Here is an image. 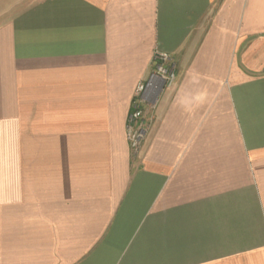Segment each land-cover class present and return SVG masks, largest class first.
<instances>
[{"label":"crops","instance_id":"0c3cea01","mask_svg":"<svg viewBox=\"0 0 264 264\" xmlns=\"http://www.w3.org/2000/svg\"><path fill=\"white\" fill-rule=\"evenodd\" d=\"M0 264H264V0H0Z\"/></svg>","mask_w":264,"mask_h":264},{"label":"built area","instance_id":"2783aa9c","mask_svg":"<svg viewBox=\"0 0 264 264\" xmlns=\"http://www.w3.org/2000/svg\"><path fill=\"white\" fill-rule=\"evenodd\" d=\"M153 64L154 68L148 78L137 85L129 115L127 135L134 152L140 149L148 126L144 115V106H154V100L157 99L161 91L172 85L177 77L176 65L169 53L157 50Z\"/></svg>","mask_w":264,"mask_h":264},{"label":"rangeland","instance_id":"374dc122","mask_svg":"<svg viewBox=\"0 0 264 264\" xmlns=\"http://www.w3.org/2000/svg\"><path fill=\"white\" fill-rule=\"evenodd\" d=\"M144 115L146 116V112H144Z\"/></svg>","mask_w":264,"mask_h":264}]
</instances>
